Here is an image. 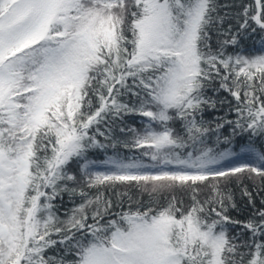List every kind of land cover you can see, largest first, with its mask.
Masks as SVG:
<instances>
[{
    "label": "snow or ice",
    "instance_id": "obj_1",
    "mask_svg": "<svg viewBox=\"0 0 264 264\" xmlns=\"http://www.w3.org/2000/svg\"><path fill=\"white\" fill-rule=\"evenodd\" d=\"M0 264H264V0H0Z\"/></svg>",
    "mask_w": 264,
    "mask_h": 264
},
{
    "label": "trees",
    "instance_id": "obj_2",
    "mask_svg": "<svg viewBox=\"0 0 264 264\" xmlns=\"http://www.w3.org/2000/svg\"><path fill=\"white\" fill-rule=\"evenodd\" d=\"M109 154H111V152H109ZM96 158V157H94ZM100 158H103V154H100ZM144 199H147V196L145 195ZM71 207V205L67 202V198H65V204L63 205V207L61 208V213H63L64 208H68ZM233 215H242V213H237V212H233Z\"/></svg>",
    "mask_w": 264,
    "mask_h": 264
}]
</instances>
